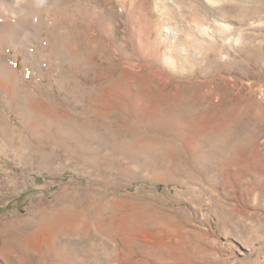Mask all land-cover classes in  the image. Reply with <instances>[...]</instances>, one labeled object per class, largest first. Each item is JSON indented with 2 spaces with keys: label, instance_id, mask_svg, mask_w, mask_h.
I'll return each mask as SVG.
<instances>
[{
  "label": "rangeland",
  "instance_id": "1",
  "mask_svg": "<svg viewBox=\"0 0 264 264\" xmlns=\"http://www.w3.org/2000/svg\"><path fill=\"white\" fill-rule=\"evenodd\" d=\"M0 208V264H264V0H0Z\"/></svg>",
  "mask_w": 264,
  "mask_h": 264
},
{
  "label": "trees",
  "instance_id": "2",
  "mask_svg": "<svg viewBox=\"0 0 264 264\" xmlns=\"http://www.w3.org/2000/svg\"><path fill=\"white\" fill-rule=\"evenodd\" d=\"M22 196V195H21ZM11 205H7L6 207L2 208V210H8L10 208ZM1 210V208H0Z\"/></svg>",
  "mask_w": 264,
  "mask_h": 264
}]
</instances>
